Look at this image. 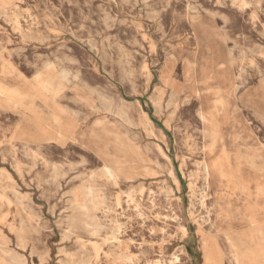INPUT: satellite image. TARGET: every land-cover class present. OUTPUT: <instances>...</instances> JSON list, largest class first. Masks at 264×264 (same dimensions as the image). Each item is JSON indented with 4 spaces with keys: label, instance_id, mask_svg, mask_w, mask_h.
Wrapping results in <instances>:
<instances>
[{
    "label": "rangeland",
    "instance_id": "obj_1",
    "mask_svg": "<svg viewBox=\"0 0 264 264\" xmlns=\"http://www.w3.org/2000/svg\"><path fill=\"white\" fill-rule=\"evenodd\" d=\"M220 251L264 264V0H0V264Z\"/></svg>",
    "mask_w": 264,
    "mask_h": 264
},
{
    "label": "bare ground",
    "instance_id": "obj_2",
    "mask_svg": "<svg viewBox=\"0 0 264 264\" xmlns=\"http://www.w3.org/2000/svg\"><path fill=\"white\" fill-rule=\"evenodd\" d=\"M62 77V76H61ZM64 78V77H63ZM123 117V116H122ZM213 124V127H212V130H211V134H210V139L212 140V142L214 143V142H216V140H217V137L219 136V133H217V129L216 128H214L215 127V123L213 122L212 123ZM149 125V124H148ZM110 171V170H109ZM110 173V172H109ZM91 195H92V190H91ZM90 198V197H89ZM88 198V199H89ZM98 198V197H97ZM91 199V198H90ZM96 199V198H95ZM83 202H85V201H83ZM92 202V201H91ZM91 205V204H90ZM93 206V205H92ZM79 208H80V205L78 206ZM82 208H83V206H81ZM96 208V207H95ZM83 211V210H82ZM88 219V218H87ZM99 220V219H98ZM93 221H94V219H93ZM92 221V222H93ZM100 222V221H99ZM98 227V226H97ZM101 227H99V229H100ZM184 229V228H183ZM100 230H102V229H100ZM186 231V230H185ZM94 232V231H93ZM186 233V232H185ZM117 236V235H116ZM115 236V237H116ZM183 236V235H182ZM111 237V236H110ZM111 239H112V237H111ZM115 239V238H114ZM204 239V238H203ZM118 240H119V238H118ZM117 240V241H118ZM204 242V241H203ZM121 243L122 242H120V245H121ZM199 243V242H198ZM207 243V242H206ZM218 246V245H217ZM222 252L220 251V254H219V256H217V257H212V258H206V262H205V264H221L222 263V256H223V253L221 254ZM124 254V253H123ZM126 254V253H125ZM127 255V254H126ZM232 260H235L236 259V255L232 252ZM121 258V257H120ZM123 258V257H122ZM129 260V259H128Z\"/></svg>",
    "mask_w": 264,
    "mask_h": 264
}]
</instances>
